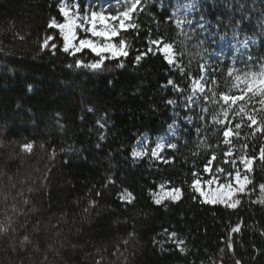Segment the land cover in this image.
Instances as JSON below:
<instances>
[{
    "label": "trees",
    "instance_id": "1",
    "mask_svg": "<svg viewBox=\"0 0 264 264\" xmlns=\"http://www.w3.org/2000/svg\"><path fill=\"white\" fill-rule=\"evenodd\" d=\"M89 1H77L81 12ZM185 1L144 0L139 28L114 39H126L128 55L92 71L75 67L59 31L48 27L53 17L63 21L60 0H0V224L8 228L0 234V264H264V203H254L264 199V132L245 120L240 136L230 137L241 171L240 156L256 157L249 194L239 195L236 208L202 203L190 187L193 172L210 176L203 169L213 152L211 167L232 171L223 162L224 125L211 122L213 115L225 120L222 108L194 93V80L204 65L210 87L223 92L230 70H256L264 59V0H189L192 10L179 15ZM46 36L56 49L41 50ZM150 40L183 52L177 62L185 74ZM246 42L242 62L232 54L216 64L222 44ZM94 58L87 50L76 56ZM229 121L234 129L240 118L230 112ZM170 132L175 149L160 159L149 148L133 157L142 136ZM161 184L180 188L179 199L156 205L152 193ZM127 193L131 203L120 198ZM173 232L185 242L183 253Z\"/></svg>",
    "mask_w": 264,
    "mask_h": 264
},
{
    "label": "snow or ice",
    "instance_id": "2",
    "mask_svg": "<svg viewBox=\"0 0 264 264\" xmlns=\"http://www.w3.org/2000/svg\"><path fill=\"white\" fill-rule=\"evenodd\" d=\"M143 3L144 0H116L115 11L111 8L108 10L101 9L100 11L92 10L90 12L85 9L81 13L78 5L70 6L66 0H60L59 13L63 18V22H59L53 17L50 19L48 27L59 30L60 37L63 40L62 51L75 59V67L102 71L106 60L128 55L127 48L129 45L126 39L119 38L118 43H114V39L122 37V33L127 32L129 29L139 28V25L135 23V15L138 11L142 10L140 6ZM177 23L179 25L183 22L178 21ZM189 23L191 22L189 21ZM200 27L203 28V25H200ZM80 33H83V35L81 36ZM20 38L23 39V37ZM53 40V36H46L40 45L41 50L49 47L53 50L56 49L57 45L55 43L49 44V41ZM149 43L157 45V50L163 55L170 66L178 69L181 74H185L184 66L177 62L178 57L184 55L183 52L177 53L173 44L163 42L162 40H150ZM85 50H88L95 58L87 62L82 59H76L77 54H83ZM148 51L151 52L152 48L149 47ZM143 55L145 53L137 55L136 61L139 62ZM117 66L123 67V63ZM69 67H72V65H69ZM200 67L201 72L206 75L205 66L201 65ZM187 74L191 78V74ZM204 75L201 76L200 80H194V93L195 91L205 93L204 101L206 103L220 104L225 120L231 112L234 118H240V122H237L233 129L230 121L225 124V120L219 119L216 115L212 116V123L224 125L222 143L226 146L227 150L223 152V162L224 164H230L232 171H228L224 167H215L213 169L211 167L213 161L218 158L217 153L213 152L203 169L205 173H210V176L202 179L198 172H193V180L190 187L199 194V197L203 198L202 203H221L227 208H236L240 204V199L236 197L246 193L248 185L253 183L248 173L252 171L251 165L256 157L240 156L238 158L239 164L243 166L242 172L237 165V158L233 156L235 148L230 137L232 135H235L237 138L240 136L239 130L245 126V120L248 122L247 127L252 128L254 125H257L256 130L264 132V121L258 120V113L264 112V64L258 70H249L243 73L239 70H230L228 77L231 78V84L228 90L217 92L211 87H207V92L212 93L211 96L205 92ZM168 83L173 84L174 82L169 80ZM212 84L218 85V80L215 77L212 78ZM189 99L191 100L192 97H189ZM204 111L208 112L209 110L205 107ZM201 118L204 119V117ZM167 146L173 149L177 147L175 144H168ZM32 147L33 145L30 143L21 145L23 151H31ZM160 147L161 145L157 144L156 148L152 149V155L158 159L160 157L157 155V149ZM209 147L212 146L209 145ZM215 147L219 148L220 145L217 144ZM243 147L246 149L247 145ZM145 154L144 152L134 153L137 156ZM259 159L261 162H264V146H261ZM204 186L207 187V191H205ZM159 188V192L152 193L153 202L156 205L163 204L166 199L176 201L181 195L180 188L166 191L163 184ZM259 190L261 194H264V183L259 185ZM217 194H219V198H214ZM97 195H100V193H97ZM120 198L122 200L127 199L129 203L133 199L131 193L122 194ZM193 198L196 199L197 197ZM255 202L264 203V199ZM7 231L8 228L0 224V234H4ZM231 231L233 233L239 232L240 226L233 227ZM169 238L176 243L182 253L185 251L184 247H182L185 243L184 240H178L175 232L170 233ZM27 240L28 237H24L22 243ZM228 249H233L231 239L228 242ZM236 264H240V261L237 260Z\"/></svg>",
    "mask_w": 264,
    "mask_h": 264
},
{
    "label": "rangeland",
    "instance_id": "3",
    "mask_svg": "<svg viewBox=\"0 0 264 264\" xmlns=\"http://www.w3.org/2000/svg\"><path fill=\"white\" fill-rule=\"evenodd\" d=\"M78 0H66V2L71 6V5H78L79 6V3L77 2ZM115 4H116V0H90L89 3H88V9L89 12L92 11V10H96V11H100L101 9H104V10H108V9H112L113 11H115ZM60 6V4H59ZM193 8V4L189 2V0H186L182 6L180 7V10H179V15H184V14H187L189 13ZM80 9V8H79ZM81 11V10H80ZM83 13V12H81ZM63 22V21H62ZM176 26L178 28L181 29L182 25L181 24H176ZM55 29V28H54ZM58 30V29H56ZM59 31V30H58ZM80 35L82 36L83 33H80ZM249 42H246L244 44L241 45V47L239 48H236L235 46H227L226 44H222L221 48L219 49L218 51V54L216 55V64L218 65V59L219 60H225L227 56H230L233 54V57H232V62L234 63V60L238 62H242L239 60V55L243 54L244 52H246L247 50V46H248ZM88 51V50H87ZM235 54V56H234ZM121 57V56H119ZM264 64V59H262V61L259 62L256 70L259 69V67ZM208 79H205V76H204V81L203 83L206 85V89H205V92L207 90V87H210V84H208L207 82ZM231 84V81L230 82H227L225 85H224V90H228V87L230 86ZM193 91H194V85H193ZM195 93L199 94V95H204L205 93H201L199 91H195ZM175 136V133L174 132H170L169 134L165 135V136H160V137H157V138H151L149 135H144L142 136L136 143V145L134 146V152H133V157L138 160L140 159L143 155H140V156H137V155H134V153H140V152H144L146 153L148 151V148L150 149L151 151V154H152V149L153 148H156L157 144H160L161 147L157 149V155L159 157L162 156L163 152L168 148V144H170V140L172 138H174ZM151 145V146H150ZM150 146V147H149ZM153 156V155H152ZM154 157V156H153ZM156 158V157H154ZM158 159V158H156ZM160 159V158H159ZM238 162H239V159H238ZM241 168H242V172H243V166L240 165ZM249 186V185H248ZM205 187V191H207V187ZM172 188H169L167 186H165V190L166 191H169L171 190ZM160 191V188L157 192ZM245 195H248L249 194V191H247L246 193H244ZM199 195V194H198ZM240 195H243V194H240ZM239 196H237L236 198H238ZM214 198H219V194L216 195V197ZM203 199V198H201ZM127 200V199H126ZM170 199H166L164 200V202L166 201H169ZM163 202V203H164ZM217 204H221V203H217ZM224 205V204H222Z\"/></svg>",
    "mask_w": 264,
    "mask_h": 264
}]
</instances>
